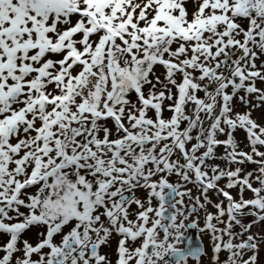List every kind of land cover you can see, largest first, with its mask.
Wrapping results in <instances>:
<instances>
[{
	"label": "snow or ice",
	"instance_id": "obj_1",
	"mask_svg": "<svg viewBox=\"0 0 264 264\" xmlns=\"http://www.w3.org/2000/svg\"><path fill=\"white\" fill-rule=\"evenodd\" d=\"M0 264H264V0H0Z\"/></svg>",
	"mask_w": 264,
	"mask_h": 264
}]
</instances>
